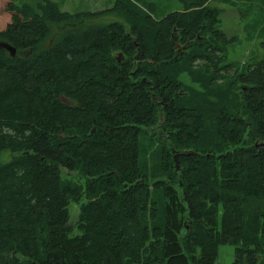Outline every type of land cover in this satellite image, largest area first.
<instances>
[{"label":"trees","instance_id":"16d2710c","mask_svg":"<svg viewBox=\"0 0 264 264\" xmlns=\"http://www.w3.org/2000/svg\"><path fill=\"white\" fill-rule=\"evenodd\" d=\"M177 1L162 19L121 2L127 22L99 25L0 0V264H217L223 245L233 264L260 262L264 59L227 64L211 0ZM53 26L66 31L41 50Z\"/></svg>","mask_w":264,"mask_h":264},{"label":"rangeland","instance_id":"374dc122","mask_svg":"<svg viewBox=\"0 0 264 264\" xmlns=\"http://www.w3.org/2000/svg\"><path fill=\"white\" fill-rule=\"evenodd\" d=\"M17 5L29 4L32 7L37 6L39 0H14ZM59 6L62 12L70 14H100L96 20H85L84 24H109L113 21L127 22L126 13L113 11L117 4L121 2H132L143 6H149V13L157 19H162L166 15L181 11L182 5L177 0H51ZM209 6L219 11L220 27L219 29L230 39L233 40L224 51L227 64H235L240 69L254 64L264 59V0H211ZM4 10V4L0 3V15ZM129 12L130 16L134 10ZM129 16V17H130ZM66 27L53 26L51 34L41 44V50H47L58 41ZM177 50H180L176 47ZM119 56V55H118ZM181 81L188 87L203 91V88L194 83L192 79L183 74ZM156 131V130H155ZM158 134L159 131L157 130ZM144 163L151 168L158 164L156 151L157 145L145 139ZM154 143V142H153ZM156 144V143H155ZM11 159L10 153H4L0 156L1 163H7ZM176 166V163L174 162ZM180 166V165H179ZM77 182L80 186H85L86 181L77 173L64 177ZM87 200L83 199L82 203ZM81 204L73 203L69 207L70 222L75 225L80 214ZM78 231L74 232V235ZM235 248L232 245H223L218 249L217 264H233ZM258 264H264V255Z\"/></svg>","mask_w":264,"mask_h":264},{"label":"water","instance_id":"95a60500","mask_svg":"<svg viewBox=\"0 0 264 264\" xmlns=\"http://www.w3.org/2000/svg\"><path fill=\"white\" fill-rule=\"evenodd\" d=\"M186 46L187 45H185L183 47H180L179 45H176V47L179 48L180 50H184L186 48ZM1 47L5 48L11 54L12 57L16 56L17 51H16L15 48H13V47H11V46H9L7 44H4V43L1 44ZM173 154H174V161H175L176 166H177V171H180V166H179L180 162L178 160V154L175 151H173ZM186 154L187 155H196L194 152H187Z\"/></svg>","mask_w":264,"mask_h":264},{"label":"flooded vegetation","instance_id":"af4514ba","mask_svg":"<svg viewBox=\"0 0 264 264\" xmlns=\"http://www.w3.org/2000/svg\"><path fill=\"white\" fill-rule=\"evenodd\" d=\"M62 101H63L64 103L68 104V105H71V104H72L71 101H69L68 99H62ZM162 106H163V105H162Z\"/></svg>","mask_w":264,"mask_h":264}]
</instances>
